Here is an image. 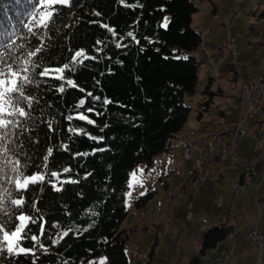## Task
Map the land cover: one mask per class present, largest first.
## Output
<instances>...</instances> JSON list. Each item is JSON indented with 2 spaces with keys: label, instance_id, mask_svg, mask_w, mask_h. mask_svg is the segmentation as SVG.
<instances>
[{
  "label": "trees",
  "instance_id": "1",
  "mask_svg": "<svg viewBox=\"0 0 264 264\" xmlns=\"http://www.w3.org/2000/svg\"><path fill=\"white\" fill-rule=\"evenodd\" d=\"M32 2L0 0V45H7L0 46V57L32 59L41 68L70 63L77 50L94 58L72 65L65 75L77 87L65 85L63 92L57 87L63 81L36 76L29 88L34 110L15 118L21 123L8 138L12 160L19 159L26 174L46 176L44 183L16 192L8 183L15 177L10 166L0 171L3 207L11 208L8 201L23 196V211L37 221L30 224L29 235H38V242L20 241L31 253L0 254V264H100V258L106 264H131L129 235L120 227L128 213L130 175L169 149L185 125L190 111L185 99L195 93L199 80L195 52L203 38L193 25L198 7L195 0H72L51 30L32 24L29 32ZM165 17L167 28L162 27ZM41 45L44 51L30 57ZM221 68L237 80L234 62L226 60ZM216 94L206 85L197 119L208 112ZM81 114L94 123L80 120ZM49 148L52 156L45 161ZM50 172L59 173V179ZM66 180L76 182L61 183ZM234 233L233 226L209 227L201 254Z\"/></svg>",
  "mask_w": 264,
  "mask_h": 264
},
{
  "label": "rangeland",
  "instance_id": "2",
  "mask_svg": "<svg viewBox=\"0 0 264 264\" xmlns=\"http://www.w3.org/2000/svg\"><path fill=\"white\" fill-rule=\"evenodd\" d=\"M195 3L198 11L193 16V25L202 33L203 41L195 52L200 59L196 91L185 99L190 107L187 120L171 139L169 149L154 156L150 165H138L133 172L142 184L135 183L130 175L133 187L126 191L128 213L120 227L129 235L126 243L131 264H215L216 253L233 245L228 264H259L258 252L249 245L247 233L256 219L264 235L263 187L258 185L257 178L253 182L256 175L253 184L243 185L239 191L232 186L247 166V156L254 150V137L264 132V121L256 126H251L252 120L245 123L247 135L237 143L241 160L228 166V171L223 167L218 171L219 161L214 160L222 157L224 148L217 137H222L225 143L230 141L238 121L247 113L243 83L255 74L264 75V0H245L240 6H236L235 0H195ZM225 23H229V28ZM228 30L239 47L233 58L237 80L232 72L221 68L226 61L219 46ZM208 84L217 94L199 120L198 104ZM260 117L263 116L257 118ZM192 141L201 145L202 151L187 159L184 153ZM200 168L192 185L187 180L189 173ZM181 174L184 180L179 182ZM195 191L201 195L197 196ZM222 223L237 224L239 229L215 249L201 254L205 231Z\"/></svg>",
  "mask_w": 264,
  "mask_h": 264
},
{
  "label": "snow or ice",
  "instance_id": "3",
  "mask_svg": "<svg viewBox=\"0 0 264 264\" xmlns=\"http://www.w3.org/2000/svg\"><path fill=\"white\" fill-rule=\"evenodd\" d=\"M72 0H34L31 7L32 11L29 13L30 22L28 25L29 32H32V24L37 27L51 30V27L57 22L58 18L62 13L64 7H71ZM99 15V13H97ZM168 18H164L162 27H168ZM107 28L108 31L115 35V30L108 27L107 25H102ZM35 35V33H32ZM133 40L136 39L131 32L127 34ZM139 41H137L138 43ZM97 43H100L99 41ZM2 47H7V45H0ZM120 46V45H117ZM44 51L43 45L36 47L32 52L29 53L30 57L37 56L38 53ZM83 57V59H79ZM85 54L82 50H77L74 52L70 63H65L62 66L56 67H43L32 59H28L24 62H20L18 58L9 60L0 57V156L3 160H0V171L5 168H9L10 171L15 173L14 178H10L8 183L13 185L12 191L25 192L30 190V185H38L45 182L46 174L43 172L26 174L21 170V162L19 159L12 160L10 154L14 153V148L12 142L8 140L11 135H14V128L20 127V121L15 119L16 117H28L30 112L33 111V96L29 91V88L36 83L35 77H46L50 80H61L64 83L58 85V90L60 92L65 91V85L71 86L73 88L77 87L74 81L65 75L69 71L72 65L76 63L82 64L84 60L93 59ZM37 68L41 70L36 71ZM38 86V85H37ZM83 91V89H81ZM80 105L84 104V100L79 101ZM27 110H26V107ZM80 120H86L89 124L94 123L87 116L81 114L78 117ZM72 119V117H69ZM95 139L94 137H90ZM67 150V149H65ZM52 156V149L47 150V155L44 160L47 161L48 157ZM42 168H46L47 164H43ZM64 172L70 171V169H63ZM141 173L143 170H139ZM52 177L59 179V173L50 172ZM132 180L137 184H142L137 178V173L133 172L131 174ZM76 181H62L61 183H75ZM56 191H61V187H57L53 184ZM128 187H133V183H129ZM7 191V190H6ZM130 196L131 193H128ZM144 195V193H141ZM3 200H0V254H14V255H27L32 252V249L25 248L21 246L20 241L22 239H30L32 241L38 242V235L32 234L30 224H35L36 219L26 214L23 211L26 201L23 196L18 198H11L8 203L12 206L11 208L3 207ZM43 219V218H41ZM87 230V229H85ZM40 234H44V229L41 226ZM64 236L68 235V232L63 233ZM63 238V237H61ZM54 243H59V241H54ZM105 259L100 261V264H105Z\"/></svg>",
  "mask_w": 264,
  "mask_h": 264
},
{
  "label": "bare ground",
  "instance_id": "4",
  "mask_svg": "<svg viewBox=\"0 0 264 264\" xmlns=\"http://www.w3.org/2000/svg\"><path fill=\"white\" fill-rule=\"evenodd\" d=\"M245 0H235V4L236 6H240L242 4V2ZM226 27L229 28V23H225ZM229 31V30H228ZM222 43H230L231 45V50H225V51H221L223 59L224 60H231L233 59L237 53H238V45L236 43L235 38L231 35L230 31L228 33V35H226L222 41ZM245 83V82H244ZM244 83H243V87H244ZM261 96H255V114H254V120L258 117V116H263L264 115V75L261 76ZM245 90L246 96H247V101H248V105H250V98H249V88H243ZM250 92H257V85H250ZM245 118V117H244ZM247 131V130H246ZM240 134V126L237 125V127L235 128V130L233 131V136L231 138V141L228 144H226L224 142V140L222 139V137L218 136L217 140L221 143V145L224 147L222 149V157L221 158H229L230 157V161L232 164L237 163V161L240 160V154L238 151V148H236V157L233 159L234 157V148H232V146L230 145L231 143H235V147L236 143H237V136ZM255 140V146L257 148V151L259 154H261V152H263L264 154V134H257L254 137ZM195 146L197 148H201V146L195 142ZM195 153V148L193 147V145H187V150L184 153V156L187 158L188 156H194ZM255 156H252L251 161H249V163L247 164V166L245 167V169H251L252 167H254L255 165ZM201 170V168L197 171V173H199ZM259 171L262 172V174H264V160L262 161L259 156H257V170L256 171H251L248 174V178H242V181L239 182V187L246 185L250 182H252V178L257 175L259 173ZM183 181V177L181 176L179 179V182ZM236 186V182L233 184V187L235 188ZM175 190V188H174ZM259 223V222H257ZM259 244L260 245H264V235L263 233H259ZM222 253V252H221ZM221 253H219L218 255H220ZM259 255V264L260 263H264V258H263V254L262 252H258Z\"/></svg>",
  "mask_w": 264,
  "mask_h": 264
},
{
  "label": "built area",
  "instance_id": "5",
  "mask_svg": "<svg viewBox=\"0 0 264 264\" xmlns=\"http://www.w3.org/2000/svg\"><path fill=\"white\" fill-rule=\"evenodd\" d=\"M220 51H225V50H231V45L230 43H222L219 46ZM261 74H256L249 80L245 81L244 87L243 88H249V98H250V105H248V110L247 113L245 114V118L241 119L238 121V126H240V134L237 136V140L244 138L247 135V131L245 130V123L249 120H254V114L256 111L255 108V96H261ZM250 85H257V92H250ZM189 145H193L196 151H202V148H197L195 146L194 141L190 142ZM232 148H234V157H236V148L235 143L230 144ZM263 152H261V155L257 156H262ZM257 156H255V165L251 169H244L242 177L241 178H248V174L251 171H256L257 170ZM194 156H188L187 159H192ZM236 191H239L243 188L239 187V181L236 182V186L234 188ZM259 233H262L260 223H253L249 232L247 233L248 240H249V245L255 252H262L264 254V245L259 244ZM234 251V245L225 251H222L220 255H216V262L215 264H228L231 256Z\"/></svg>",
  "mask_w": 264,
  "mask_h": 264
},
{
  "label": "crops",
  "instance_id": "6",
  "mask_svg": "<svg viewBox=\"0 0 264 264\" xmlns=\"http://www.w3.org/2000/svg\"><path fill=\"white\" fill-rule=\"evenodd\" d=\"M208 32V31H207ZM207 32L205 33V35L207 34ZM238 50H239V47H238ZM237 56V55H236ZM235 56V57H236ZM224 60V59H223ZM226 61V60H225ZM229 61H232L233 62V59H229ZM256 75V74H255ZM262 75V74H261ZM252 78V77H251ZM245 91V90H244ZM263 117H264V115H263ZM263 117H260V118H256L255 120H253V122H252V124L253 125H251V126H256L257 124H260V123H262L263 121H264V119H263ZM254 130H256V129H254ZM258 130V129H257ZM257 134H260L259 132L257 133ZM256 134V135H257ZM261 134H264V132L263 133H261ZM260 134V135H261ZM223 139V138H222ZM231 141V140H230ZM230 141H228V142H226V144H228L229 145V143H230ZM238 141L239 140H237V143H238ZM237 143H236V146H237ZM201 146V145H200ZM202 148V147H201ZM238 148V147H237ZM238 151L240 152V150H239V148H238ZM195 154V153H194ZM240 154V153H239ZM254 155H261V154H259L258 153V151H257V148H256V146H255V143H254V150H252V151H250L249 152V154H248V156H247V161H246V163L248 164V162L251 160V158H252V156H254ZM259 158L263 161L264 160V154H262V156H259ZM216 160H214V161H216V162H218L219 161V167L220 168H218L217 170L219 171V170H221V168L223 167V169L225 170V171H228V166H230L232 163H231V161L229 160V158H225V159H223V158H221L220 157V155L219 156H217L216 158H215ZM240 160H241V158H240ZM239 160V161H240ZM213 160L212 161H210L211 163L212 162H214ZM238 161V162H239ZM211 163H210V167H211ZM236 164V163H235ZM232 165H234V164H232ZM201 167V166H200ZM209 167V168H210ZM202 168V167H201ZM203 169H205L204 167H203ZM197 170L198 169H194L192 172H190L189 173V176H188V181L193 185V183L189 180V179H191V180H193V178H194V176L197 174ZM206 170V169H205ZM216 171V170H215ZM244 171V170H243ZM243 171L241 170L240 171V180H241V177H242V174H243ZM214 172V171H213ZM222 175V174H221ZM180 176H182L183 177V180H184V175H180ZM179 176V177H180ZM186 177V176H185ZM255 178H257V180H258V185L259 186H261V187H263V189H264V174H262V172L261 171H259V173L253 178V182H254V179ZM239 180V181H240ZM253 182H252V184H253ZM199 183V182H198ZM195 185H197V183H194ZM249 185H251V184H249ZM201 186H203V183H202V185ZM259 186H258V188H259ZM232 188H233V186H232ZM234 189V188H233ZM261 189V188H260ZM262 189V193H263V197H264V190ZM261 191V190H260ZM196 192V191H195ZM259 192V191H258ZM196 195L197 196H200L201 195V193L198 191V193L196 192ZM239 197V196H238ZM256 221H258V220H254L253 221V223H255ZM252 223V224H253ZM220 225V224H219ZM221 225H224V223H222ZM231 226H233V229H234V231H237L238 229H239V225H231ZM252 226V225H251ZM251 228V227H250ZM250 230V229H249ZM249 230H248V232H249ZM233 235V234H232ZM219 253H221V252H217L216 254L218 255ZM216 256V255H215ZM215 262H216V259H215Z\"/></svg>",
  "mask_w": 264,
  "mask_h": 264
}]
</instances>
